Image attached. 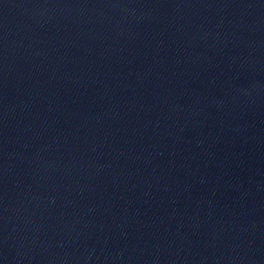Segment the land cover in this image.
Listing matches in <instances>:
<instances>
[{"label":"water","instance_id":"95a60500","mask_svg":"<svg viewBox=\"0 0 264 264\" xmlns=\"http://www.w3.org/2000/svg\"><path fill=\"white\" fill-rule=\"evenodd\" d=\"M0 264H264V0H0Z\"/></svg>","mask_w":264,"mask_h":264}]
</instances>
